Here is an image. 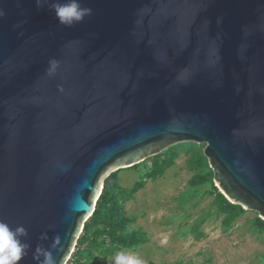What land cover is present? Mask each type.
Returning <instances> with one entry per match:
<instances>
[{
	"label": "water",
	"instance_id": "1",
	"mask_svg": "<svg viewBox=\"0 0 264 264\" xmlns=\"http://www.w3.org/2000/svg\"><path fill=\"white\" fill-rule=\"evenodd\" d=\"M81 3L69 28L0 0V221L27 229L20 264L56 236L68 264L105 180L181 143L264 221V0Z\"/></svg>",
	"mask_w": 264,
	"mask_h": 264
},
{
	"label": "rangeland",
	"instance_id": "2",
	"mask_svg": "<svg viewBox=\"0 0 264 264\" xmlns=\"http://www.w3.org/2000/svg\"><path fill=\"white\" fill-rule=\"evenodd\" d=\"M205 148L181 143L158 158L118 171L119 191L130 192L144 183L127 201L125 211L133 221L130 232L140 231L146 242L113 252L95 251L92 248L103 237L95 235L98 228H93L91 244L82 248L84 254L75 264H111L119 252L137 255L145 264H264V230L256 225L261 219L257 212L245 211L229 228L223 225L225 217L216 205L217 185ZM173 156L174 164L162 177L147 178L162 160Z\"/></svg>",
	"mask_w": 264,
	"mask_h": 264
},
{
	"label": "trees",
	"instance_id": "3",
	"mask_svg": "<svg viewBox=\"0 0 264 264\" xmlns=\"http://www.w3.org/2000/svg\"><path fill=\"white\" fill-rule=\"evenodd\" d=\"M158 158V157H157ZM175 156L171 160L166 157L162 160L158 167L156 166L147 178L158 179L162 177L165 170L172 167L174 164ZM118 172L113 173L105 180L104 191L100 197L96 210L90 220L85 225L83 234L81 235L75 252L68 264H75L76 258L82 256L84 251L82 248L91 244L90 234L93 228H98L96 234L103 237L99 245L94 246L93 250H102L107 248L110 252L115 251L117 247H137L146 242L145 235L140 231L130 232V226L133 221L129 220L126 216L125 205L135 193L140 191L144 185L141 182L133 191L118 190L117 178ZM205 181L204 178L200 180ZM197 182L193 181L192 184L196 185ZM216 194V205L220 212L224 215L223 225L229 228L235 220L245 213V210L238 205H233L222 195L217 188H214ZM257 227L264 230V221L257 220Z\"/></svg>",
	"mask_w": 264,
	"mask_h": 264
},
{
	"label": "clouds",
	"instance_id": "4",
	"mask_svg": "<svg viewBox=\"0 0 264 264\" xmlns=\"http://www.w3.org/2000/svg\"><path fill=\"white\" fill-rule=\"evenodd\" d=\"M35 2L38 9L42 8L45 3H50L49 10L54 13L57 22L69 28L84 22L86 17L92 15V9L82 6L81 0H35ZM0 15H3L2 11ZM49 64L48 72L54 75L59 62L53 59L49 61ZM27 236V229L23 225L12 228L0 221V264H20L31 248V245L25 242ZM41 239H48L47 233H43ZM60 245L61 239L56 236L48 248L38 246L33 252L36 264H60L53 254ZM111 264H145V262L137 255L119 252L112 259Z\"/></svg>",
	"mask_w": 264,
	"mask_h": 264
}]
</instances>
